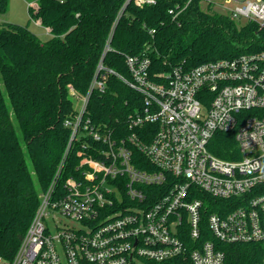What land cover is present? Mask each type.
Here are the masks:
<instances>
[{"label": "built area", "instance_id": "obj_1", "mask_svg": "<svg viewBox=\"0 0 264 264\" xmlns=\"http://www.w3.org/2000/svg\"><path fill=\"white\" fill-rule=\"evenodd\" d=\"M220 7L264 29V0ZM125 61L129 77L119 78L143 96L129 134L84 119L91 93L114 74L99 78L101 63L86 96L71 89L80 105L65 122L66 154L16 253L0 264H231L234 244L258 245L261 258L249 264H264V51L157 73L146 52ZM216 133H234L239 158L213 154ZM74 142L79 163L60 190Z\"/></svg>", "mask_w": 264, "mask_h": 264}, {"label": "trees", "instance_id": "obj_2", "mask_svg": "<svg viewBox=\"0 0 264 264\" xmlns=\"http://www.w3.org/2000/svg\"><path fill=\"white\" fill-rule=\"evenodd\" d=\"M10 0H0V14ZM30 18L49 29L42 41L28 26L0 25V257L16 253L51 184L69 144L66 120L77 114L71 89L88 94L99 66L108 74L104 92L94 89L84 119L92 125L129 134L130 116L143 107V96L118 75L129 77L126 56L146 52L151 72L190 69L222 58L264 51V29L202 8V0H156L143 7L129 0H31ZM170 10L181 13L176 19ZM155 30V34L150 32ZM8 98L9 104L6 99ZM255 113L256 110H249ZM17 123L22 137L15 127ZM150 125L146 129H150ZM80 149L74 142L58 183L74 174ZM216 156L235 160L234 133H216ZM232 151V152H231ZM239 155V154H238ZM258 245L227 246L231 264H249Z\"/></svg>", "mask_w": 264, "mask_h": 264}, {"label": "rangeland", "instance_id": "obj_3", "mask_svg": "<svg viewBox=\"0 0 264 264\" xmlns=\"http://www.w3.org/2000/svg\"><path fill=\"white\" fill-rule=\"evenodd\" d=\"M31 0H10L8 12L6 14H0V25L3 23H13L18 24L21 26H28L29 29L34 32L42 41H46L49 38H51L50 32H47V29L43 27L38 21H34L30 18L28 8L30 7ZM212 1V10L220 12L224 15L226 13L223 11V9L220 7V3H222L224 0H210ZM214 3L218 4L214 6ZM207 2H202V8L207 10ZM231 7V6H229ZM232 8V7H231ZM237 25L239 27L243 26L246 21L245 20H237ZM0 86L3 89L4 84L0 80ZM7 103L9 104L8 98L6 99ZM74 104L76 108H79V103L74 100ZM15 127L17 129L18 135L21 138V132L19 130V127L17 123L14 121Z\"/></svg>", "mask_w": 264, "mask_h": 264}, {"label": "crops", "instance_id": "obj_4", "mask_svg": "<svg viewBox=\"0 0 264 264\" xmlns=\"http://www.w3.org/2000/svg\"><path fill=\"white\" fill-rule=\"evenodd\" d=\"M39 22V21H38ZM40 23V22H39ZM47 32H49V29H47Z\"/></svg>", "mask_w": 264, "mask_h": 264}]
</instances>
